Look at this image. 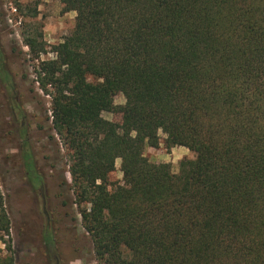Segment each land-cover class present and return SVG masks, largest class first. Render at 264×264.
Masks as SVG:
<instances>
[{
	"label": "trees",
	"instance_id": "1",
	"mask_svg": "<svg viewBox=\"0 0 264 264\" xmlns=\"http://www.w3.org/2000/svg\"><path fill=\"white\" fill-rule=\"evenodd\" d=\"M59 1L74 25L35 81L98 261L264 264V0ZM25 44L46 51L33 34ZM159 131L194 157L150 160ZM0 240V264H14L1 190Z\"/></svg>",
	"mask_w": 264,
	"mask_h": 264
},
{
	"label": "rangeland",
	"instance_id": "2",
	"mask_svg": "<svg viewBox=\"0 0 264 264\" xmlns=\"http://www.w3.org/2000/svg\"><path fill=\"white\" fill-rule=\"evenodd\" d=\"M0 0V190L10 219L14 264H101L89 234L81 225L76 195L68 171L71 150L55 133L51 121V95L35 81L38 60L55 57L53 46L62 42L74 25L75 12L65 11L59 0ZM36 35L46 51L34 59L25 44ZM41 34V36H38ZM115 104H123L117 94ZM118 120L120 115L103 112ZM157 147H146L152 161L177 169L182 158L194 153L184 146L167 149L159 131ZM34 162L27 170L25 156ZM120 159L110 173L120 182ZM10 252L0 240V258Z\"/></svg>",
	"mask_w": 264,
	"mask_h": 264
},
{
	"label": "flooded vegetation",
	"instance_id": "3",
	"mask_svg": "<svg viewBox=\"0 0 264 264\" xmlns=\"http://www.w3.org/2000/svg\"><path fill=\"white\" fill-rule=\"evenodd\" d=\"M3 58V55H2V53H1V51H0V60ZM3 63V61H0V69L3 71V69H2V67H3V65L4 64H2ZM1 79V78H0Z\"/></svg>",
	"mask_w": 264,
	"mask_h": 264
}]
</instances>
